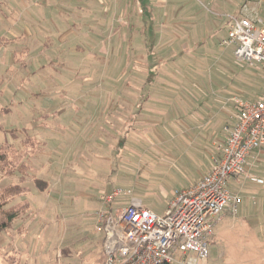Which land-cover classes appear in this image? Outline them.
Returning <instances> with one entry per match:
<instances>
[{
  "label": "rangeland",
  "instance_id": "374dc122",
  "mask_svg": "<svg viewBox=\"0 0 264 264\" xmlns=\"http://www.w3.org/2000/svg\"><path fill=\"white\" fill-rule=\"evenodd\" d=\"M244 3L154 1L142 16L117 0H0V145L18 148L0 195L14 186L28 194L0 207V222L11 207L21 214L0 234V264H104V237L94 232L101 194L122 189L163 216L204 173L194 166L196 128L233 98L257 101L243 93L260 75L264 86V67L239 64L222 46L227 17ZM142 89L136 105L152 94L150 111L133 125L127 91ZM29 137L45 150L26 155L20 142ZM247 170L229 182L237 213L226 212L207 261L194 264H264V178ZM191 257L176 252L171 264Z\"/></svg>",
  "mask_w": 264,
  "mask_h": 264
},
{
  "label": "built area",
  "instance_id": "2783aa9c",
  "mask_svg": "<svg viewBox=\"0 0 264 264\" xmlns=\"http://www.w3.org/2000/svg\"><path fill=\"white\" fill-rule=\"evenodd\" d=\"M227 28L222 46L233 47V60L264 67L262 21L229 16ZM231 101L235 113L224 127L225 143L210 171L191 187L176 191L163 216L122 189L101 194L94 232L104 237V264H171L176 252L195 254L190 264L207 261L216 225L226 212L237 213L240 198L231 193L229 182L244 176L251 153L264 148V96L255 102ZM124 197L127 205L118 201Z\"/></svg>",
  "mask_w": 264,
  "mask_h": 264
},
{
  "label": "crops",
  "instance_id": "0c3cea01",
  "mask_svg": "<svg viewBox=\"0 0 264 264\" xmlns=\"http://www.w3.org/2000/svg\"><path fill=\"white\" fill-rule=\"evenodd\" d=\"M130 1H131V4L126 5V0H117L118 4L120 3L121 5L125 6L126 8L130 7V5L135 4V8H136L137 12H139L140 15L144 16L145 12L146 13L148 12L147 10H149L151 8L154 1L157 3L158 2L161 3L160 7H162V3L165 2L166 0H138V1L128 0V2H130ZM140 1L142 2V5L140 4ZM246 1L248 3H244L243 6L240 7V13L238 12L239 13L238 15L243 16V17L257 18V19L261 20L262 23L264 24V19H262V15H264V0H246ZM141 6H142V8H141ZM159 15H161V12L159 13ZM165 17H167V16H165ZM120 20H122V19H118V21H120ZM130 20L131 21L129 22L128 25L133 26L136 23V20H134V17H132V16H130ZM118 21H117V25H118ZM123 24H124V21H123ZM171 27H172V25H171ZM160 39H161V36L159 37V41H160ZM157 79H158V75L154 81L156 82ZM256 80L255 81L257 83L256 84L254 83V86H253V87H255V89L252 90L251 92H249L250 94H247L248 92H244L243 98L251 97V98L259 100L260 98H262L264 96L263 76L260 75V77L256 78ZM154 81H153L152 85L154 84ZM143 89H145V88H143ZM143 89L139 92V94L138 93L135 94L133 92L127 91V96H130V98L132 99L131 100V103H132L131 107L133 108L132 112L136 113L137 108H139V109L142 108V112H141L142 116L141 115L135 116V113H134V115L131 119L128 118V120H127L128 123H133V125L135 124V121L138 117L144 118V116H146L145 115L146 111H147V113H148V111H150V109L148 108L146 103L149 102V97L152 94L145 95L146 98H148V99L145 98V100L142 101L141 105H136V102L138 100L134 99V95H135V97H137L136 99H138V97H141L143 95V94L140 95L141 92L142 93L144 92ZM143 97H144V95H143ZM243 100H245V99H243ZM139 101H140V99H139ZM119 102H121V101H117L116 103H119ZM122 102H124V101H122ZM116 106L118 107V110H121V112H123L125 110L123 106H119V105H116ZM135 107H137V108H135ZM214 112H216V113L213 115V117L209 118L210 123L208 125H206L205 128L202 127V129H199V127H198V128H196L197 133L194 131V146L196 145L194 147V153H195V155H194V166H196V167L199 166L201 168L203 167L204 173L202 175H200L197 179H195L194 182L191 183V185L189 187L196 184L198 181H200L202 178H204L208 174V172L211 169L213 159L215 158V156L220 154L221 148L223 146L219 144L218 148H216L214 145H217L220 142L225 143L224 127L226 126L227 123L230 122L231 116L235 113V108H234V105H232V106H229L225 109L223 108L221 110H220V108L214 109ZM116 116L117 117H115V121L118 120L119 121L118 123L122 122V117L119 118V114ZM247 169H249V170L255 169V170L259 171L261 176H263V177H260L261 179L256 178V179H254V181L256 183H259V184L263 183V178H264V148L260 149L258 152L254 153V154L251 153V155L247 159L245 171ZM249 170H247V171H249ZM227 216L228 215H225L223 217V219L218 224L223 223L224 218ZM231 229H233L232 226L230 227V230ZM195 259H194V257H191L189 260H191V262H195Z\"/></svg>",
  "mask_w": 264,
  "mask_h": 264
},
{
  "label": "trees",
  "instance_id": "16d2710c",
  "mask_svg": "<svg viewBox=\"0 0 264 264\" xmlns=\"http://www.w3.org/2000/svg\"><path fill=\"white\" fill-rule=\"evenodd\" d=\"M149 85V84H148ZM147 87V85H146ZM148 99V98H146ZM145 100V98H144ZM140 113V109L138 108V110L135 113V116H138V114ZM13 134V132L11 133ZM40 143H37L35 141L34 138L29 137L26 138L25 140H22L20 142V146L21 148H23L25 151V154L28 155L30 153H38L39 148H41V152H43L45 150V146H43L42 144L39 145ZM8 153L9 154H14L15 156L18 153V148L12 144L11 142H6L3 145H0V173H4L5 175H10L13 171H8L7 170V164H8ZM33 155V154H32ZM21 166L23 165V167H26V170L31 169L30 165H27V163L25 162H21L20 164ZM14 173H20L17 169V167L14 169ZM37 185L41 184L40 181L37 180ZM24 192L18 187V186H14L13 188H9L4 195H0V207H4L6 205H8L12 200H14L15 198L18 197H26L28 194H23ZM28 204L27 206H25L23 209L28 208ZM12 211L10 213H8V219L4 220L3 222H0V234L7 229V227L15 220H17L20 215L19 213H17V211H15L14 207H11Z\"/></svg>",
  "mask_w": 264,
  "mask_h": 264
}]
</instances>
